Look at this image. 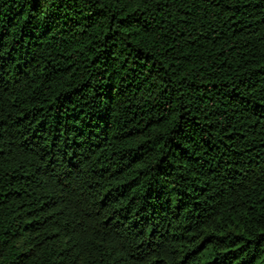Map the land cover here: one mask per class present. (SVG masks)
Instances as JSON below:
<instances>
[{"label":"trees","instance_id":"obj_1","mask_svg":"<svg viewBox=\"0 0 264 264\" xmlns=\"http://www.w3.org/2000/svg\"><path fill=\"white\" fill-rule=\"evenodd\" d=\"M0 264H264V0H0Z\"/></svg>","mask_w":264,"mask_h":264}]
</instances>
